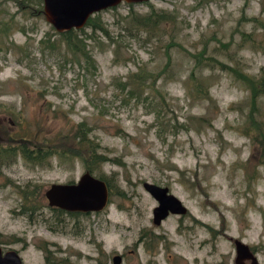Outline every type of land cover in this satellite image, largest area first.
<instances>
[{
    "label": "rangeland",
    "instance_id": "1",
    "mask_svg": "<svg viewBox=\"0 0 264 264\" xmlns=\"http://www.w3.org/2000/svg\"><path fill=\"white\" fill-rule=\"evenodd\" d=\"M150 4L178 14V22L129 35L117 24L127 5L101 11L116 43L88 40L92 68L37 12L38 0H0V19L13 18L12 32L0 38V143L25 133L37 148L85 121L109 158L101 170L118 188L101 211L65 214L62 228L44 192L76 182L82 161L51 156L38 165L19 157L3 168L0 246L15 249L25 264H44V246L59 264H111L116 252L122 264H234L230 238L247 243L264 264V166L252 121L264 102L252 108L244 80L264 74L262 31L253 19L264 22V0H150L133 10L145 13ZM171 33L175 44L166 47ZM48 35L54 46L41 43ZM190 77L211 84L210 98L187 89ZM147 181L168 187L186 214L154 225L157 202ZM27 184L40 186L47 207L33 217L21 210L18 187Z\"/></svg>",
    "mask_w": 264,
    "mask_h": 264
},
{
    "label": "trees",
    "instance_id": "2",
    "mask_svg": "<svg viewBox=\"0 0 264 264\" xmlns=\"http://www.w3.org/2000/svg\"><path fill=\"white\" fill-rule=\"evenodd\" d=\"M124 4L129 7L128 13L124 17H121V20L119 21V23L117 22V24L119 25V28H122V31H125V33L128 32L129 35H133V32L136 31H155L157 29L165 27L166 25L169 26L170 24H176L178 22V14L173 13L170 10L156 9L154 6H152V4H150V9L145 13H139L133 10V6L135 5L133 3ZM141 4H149V1L142 2ZM118 6L119 4L109 9L115 10ZM37 9V12L43 13L41 0H38ZM253 19L262 31V39L260 41L259 47L263 49L264 22L258 18ZM12 27V17H10V19L7 21L0 19V38L2 35L7 36ZM51 27L54 30V33L58 34L60 40L66 45L69 52H71L78 61L81 57H83L86 63L92 65V68H95V59L92 56L90 49L87 48V46H89L88 40L100 41V43H102V40L97 39L102 36L107 40V43L105 42L106 47L115 45L116 43V38L113 37L112 31L109 28V24L103 20L101 16V11L91 15L87 19L85 25L80 29L73 28L67 31L58 32L54 29L53 26ZM84 28H87L88 32H85ZM19 30L23 33L25 31L23 27L19 28ZM173 35L175 34H170V40L167 42L166 47L175 44ZM246 36V40H253L251 34H247ZM41 43H45L46 45L51 46H54V43L56 44L54 40L50 39L49 35L46 37V39H42ZM100 49L103 50V48ZM113 50L114 52H116V46H113ZM205 60L210 61V58H207ZM145 73V76L147 77V72ZM134 76L135 78H141L142 72H136ZM145 76L142 78H145ZM190 80L191 84L187 85V89H190L192 93L194 92L197 95H203L205 98H210L209 89L211 87V84H206V79L199 78L196 80L190 77ZM244 80H246V82H250V84L247 85V88L249 89L251 95L250 104L252 108L255 109V104L258 100L264 102V74H261L260 77L254 78L248 75H244ZM140 85L141 84H137V88H133L139 90ZM255 115H257L258 119L260 120L257 121L255 119H252V121L255 123V128L258 129V132L256 134V136L258 137L253 143L257 146V149L259 150L260 164L264 166V110L263 112H261V114H258L256 110V112H254V114L252 115V118H256ZM204 117L205 116L200 117V120H202V118ZM245 128V135H249L248 130H250V136H253V130L247 126H245ZM90 132L91 128L88 127L85 121L71 123L70 129L66 134L59 133V135L56 137L55 142L53 139L48 140V138H45L43 143L40 144L37 148L32 147V145L30 144L32 142V138L28 137V135L25 133L9 136V141L7 143H0V175L2 174L3 168L17 161L19 157L22 158L24 161L38 165L46 164V162H48V158H50L51 156H55L61 160L79 158L84 165L85 171H88L92 175L103 179L107 183V186L109 188L110 202L112 194H114L115 191L118 190V188L115 189V187L112 185L111 180L103 174L101 167L104 163L107 162L109 158H107L105 153H102L99 150V144L89 137ZM18 192L23 200V203L21 204V210L23 212L28 213L29 217H33L36 213L42 212L43 208L46 207L42 199V189H40L39 185L34 184L32 188H30L27 184L24 188L18 187ZM47 207L54 214L57 223H61L62 228L64 222L63 217L65 216V214L69 217L74 218L79 215L81 216L87 214L83 212H68L58 207ZM45 219L46 218L42 217L43 221H45ZM53 228L54 227H49L51 231H56L57 228ZM40 249L44 252V264L60 263V260L54 258L52 256V252L46 246L41 247Z\"/></svg>",
    "mask_w": 264,
    "mask_h": 264
},
{
    "label": "water",
    "instance_id": "3",
    "mask_svg": "<svg viewBox=\"0 0 264 264\" xmlns=\"http://www.w3.org/2000/svg\"><path fill=\"white\" fill-rule=\"evenodd\" d=\"M44 18L58 32L82 28L87 19L100 11L120 3L138 4L150 0H42ZM144 189L156 200L152 211L154 225H160L169 215H184L187 207L166 186L144 182ZM48 205L68 212H98L109 202L107 183L85 171L73 183H52L45 190ZM234 244V264H260L251 247L237 239ZM0 264H25L15 249L3 250L0 246Z\"/></svg>",
    "mask_w": 264,
    "mask_h": 264
},
{
    "label": "flooded vegetation",
    "instance_id": "4",
    "mask_svg": "<svg viewBox=\"0 0 264 264\" xmlns=\"http://www.w3.org/2000/svg\"><path fill=\"white\" fill-rule=\"evenodd\" d=\"M71 183H73V182H71ZM152 198H153V197H152ZM153 199H154V198H153ZM154 200H155V199H154ZM155 201H156V200H155ZM108 204H109V202H108ZM108 204H107V205H108ZM154 207H155V206H154ZM154 207H153V208H154ZM152 211H153V209H152ZM169 215H171V214H169ZM169 215H168V216H169ZM172 215H173V214H172ZM168 216H167V217H168ZM167 217H166V218H167ZM166 218H165V219H166ZM165 219H164V220H165ZM152 223H153V220H152ZM153 224H154V223H153ZM156 226H159V225H156ZM154 238H155V239H153V241L157 240L158 236H155V235H154ZM4 251H5V250H4ZM20 257H21V256H20ZM123 258H124V256H123V252H122V253H118V252H116V253H114V254L112 255V257H111V264H122Z\"/></svg>",
    "mask_w": 264,
    "mask_h": 264
}]
</instances>
